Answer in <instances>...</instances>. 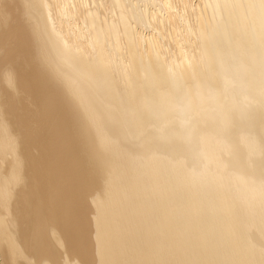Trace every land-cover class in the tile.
<instances>
[{"label":"bare ground","instance_id":"1","mask_svg":"<svg viewBox=\"0 0 264 264\" xmlns=\"http://www.w3.org/2000/svg\"><path fill=\"white\" fill-rule=\"evenodd\" d=\"M0 45L24 146L0 102V264L92 261L96 182L79 187L60 165L82 142L56 128L51 153L35 104L58 128L95 125L110 157L145 155L120 193L138 190L188 228L180 249L203 259L190 264H264V0H0ZM113 180L107 170L105 194Z\"/></svg>","mask_w":264,"mask_h":264},{"label":"water","instance_id":"2","mask_svg":"<svg viewBox=\"0 0 264 264\" xmlns=\"http://www.w3.org/2000/svg\"><path fill=\"white\" fill-rule=\"evenodd\" d=\"M6 72L11 75L9 70ZM9 91L11 92H9L10 96H13L9 100V102L13 101L11 104L13 107L15 100L17 102L19 97L15 96L16 94L13 95L14 91L11 89ZM2 93L3 91H0V102L3 113L10 123V140L16 136L19 140L17 143L18 150H22L24 146L20 125L17 121V125H12L14 120L10 117L14 112L10 109L8 112L5 111L7 105L3 103ZM17 103L16 109L18 108ZM30 109L32 111L37 109V112H40L37 117L31 115L36 117V121H34L35 133L38 140L51 141L52 148H54L52 152V148L50 149L51 153H55L58 157L61 155L57 153L56 149V144L60 142V139L57 143L55 142L51 135L53 130L55 132L60 130L64 136H73V142L75 139H80L82 142L81 145L74 146L76 150L68 148L65 153H62L63 158L60 160V165L62 168L69 167L75 171L79 187L82 182L87 180L88 174H92L96 182L93 190L86 196V212L90 218H88L87 230L93 251L90 264H98L101 253H103V264H190V258L201 259L203 262L198 248L189 252L188 256L181 251L179 235L183 234L191 242L193 241L192 237L188 228L182 225L179 220L166 214L164 207L155 200L146 198L138 190L131 189L127 195L120 193V190L127 183L123 177V172L132 160L141 159L145 155L138 157L128 152L126 154L121 153L119 157H110L109 152L113 146L101 139L100 134L96 132L97 127L95 125L85 121L73 123L72 121H65L58 128L54 120L47 118L49 117L47 116L48 112L45 113L39 109L37 104L32 105ZM37 118L43 119L37 120ZM4 121L0 116V137L3 139L1 146L7 147L8 136L5 134ZM41 130L42 133L39 136L38 131ZM128 131L131 132L129 129ZM70 144H66L65 147L59 145L61 149H65ZM70 154L78 155V158L69 159L71 158ZM107 170L114 175V180L110 191L105 194ZM113 188L114 192H112ZM100 217L105 227L103 233L102 231L99 232L98 226H96ZM78 258L82 260L80 257Z\"/></svg>","mask_w":264,"mask_h":264},{"label":"rangeland","instance_id":"3","mask_svg":"<svg viewBox=\"0 0 264 264\" xmlns=\"http://www.w3.org/2000/svg\"><path fill=\"white\" fill-rule=\"evenodd\" d=\"M6 41V40H5ZM5 46V45H4ZM3 45H0V50L1 49H3V48H5ZM4 63H6V61H5V59L3 58L2 59V62H0V65H3ZM47 136H49V135H47Z\"/></svg>","mask_w":264,"mask_h":264}]
</instances>
